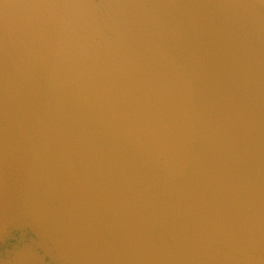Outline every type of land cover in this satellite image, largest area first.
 I'll use <instances>...</instances> for the list:
<instances>
[{"label": "water", "instance_id": "obj_1", "mask_svg": "<svg viewBox=\"0 0 264 264\" xmlns=\"http://www.w3.org/2000/svg\"><path fill=\"white\" fill-rule=\"evenodd\" d=\"M260 3L0 0V264H264Z\"/></svg>", "mask_w": 264, "mask_h": 264}, {"label": "clouds", "instance_id": "obj_2", "mask_svg": "<svg viewBox=\"0 0 264 264\" xmlns=\"http://www.w3.org/2000/svg\"><path fill=\"white\" fill-rule=\"evenodd\" d=\"M260 6H261V7H264V0H261ZM86 43H87V42H85L84 44H82V45H81V48H83L84 46H86Z\"/></svg>", "mask_w": 264, "mask_h": 264}, {"label": "flooded vegetation", "instance_id": "obj_3", "mask_svg": "<svg viewBox=\"0 0 264 264\" xmlns=\"http://www.w3.org/2000/svg\"><path fill=\"white\" fill-rule=\"evenodd\" d=\"M9 241H11V239Z\"/></svg>", "mask_w": 264, "mask_h": 264}]
</instances>
